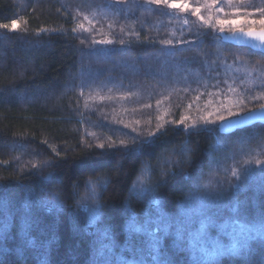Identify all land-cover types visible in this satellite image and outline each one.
Returning a JSON list of instances; mask_svg holds the SVG:
<instances>
[{
  "label": "trees",
  "instance_id": "16d2710c",
  "mask_svg": "<svg viewBox=\"0 0 264 264\" xmlns=\"http://www.w3.org/2000/svg\"><path fill=\"white\" fill-rule=\"evenodd\" d=\"M121 6L107 0H0V23L19 21L15 32L0 28V198L11 195L19 205L31 193L38 220L30 237L35 246L26 245L13 258L16 264H100L105 257L108 264H136L148 236L132 231V221L158 227L165 247L174 250L177 227L189 238L198 235L203 217L197 210L209 188L235 191L228 182L233 168L251 169L249 188L239 198L250 210L259 201L261 166L243 161H264V123L224 131L203 122L191 128L181 120L194 100L220 96L224 104L251 109L264 104V53L236 46L223 32L166 5ZM99 33L116 53L107 52L106 63L93 65L87 55L90 35ZM167 40L172 44L163 43ZM126 57L136 60V79L147 88L177 87L172 122L152 131L154 137H136L151 142L134 153L116 147L134 138L105 134V116L99 118L101 109L91 113L85 87L89 77L99 83ZM89 156L98 163L85 167L81 162ZM215 205L205 212L214 220L206 239L223 234L231 215L219 200ZM95 206H101V215L89 223ZM243 219L250 221L251 214ZM22 227L17 217L8 231L19 237ZM53 233L55 246L44 255ZM180 255L184 264H195L187 241ZM211 264H264V253L221 256Z\"/></svg>",
  "mask_w": 264,
  "mask_h": 264
},
{
  "label": "snow or ice",
  "instance_id": "6c2138e0",
  "mask_svg": "<svg viewBox=\"0 0 264 264\" xmlns=\"http://www.w3.org/2000/svg\"><path fill=\"white\" fill-rule=\"evenodd\" d=\"M123 2L124 0H116L117 4ZM243 2L244 0H242V3ZM145 4H163L170 8H179L184 11L190 10L193 15L199 16L200 20L209 27L214 29L218 28L220 32H224L225 28H227L234 34L239 33L250 38L258 39L264 44V6L256 8V11L261 14L259 20L249 19L248 15L243 14L244 9L242 7L236 8L235 18H217L216 20H212L211 17L205 19L204 16L200 15L201 10L199 7L189 9L187 3H177L176 0H145ZM212 4H215V0H212ZM211 6L212 5L209 4L204 5L205 8ZM218 11L223 12L224 9L219 8ZM185 23H187L186 20ZM257 23L261 25L259 30L252 27V25H256ZM80 27L83 28V25H80ZM0 28L15 32L19 28V21L17 19H12L10 23H0ZM75 31L76 29H73V32ZM224 38L227 39L228 37ZM92 43L104 44L112 43V41L101 40L92 41ZM120 43L123 44L124 41L121 40ZM163 43L172 44V41L167 40L163 41ZM213 115H215V119L211 118ZM255 119H264V104H260L258 109L241 107L238 111H232L231 108H226L225 114H221L220 111L217 110L215 114L209 113L207 117H203L202 121L205 125H217L218 128L222 130L225 127L247 123ZM181 123H183V121H181ZM160 127L163 126L161 125ZM191 128H196L195 121L192 123ZM205 130L214 131L215 129L206 128ZM148 136L154 137L155 133L150 132ZM150 142L149 139H133L131 142L121 140L120 145L116 147L126 153H134ZM97 147L104 149L105 145L99 144ZM108 147L112 148L113 145H108ZM106 154L107 153H101V155ZM56 155L59 156L60 153L56 152ZM188 162L191 163L190 157ZM81 163L85 167H90L97 164L98 161L89 156ZM252 163L260 165L261 167L259 181L260 198L258 203L255 201L253 202L251 210L247 202L241 200L238 195V193L247 191L249 188L246 182L251 175V169L247 167L239 169L233 168L231 170V177L228 181L229 188L235 189V191H225L223 189L217 191L215 188H209L201 197L202 204L197 211L203 219H201L200 226L196 230L197 234L200 236V240L192 246V250L195 253V264H205L206 261L208 264H211L212 261L221 256L252 257L255 252L264 253V161L260 159L243 161L244 165H251ZM232 178L235 179L233 180ZM92 191L94 193L95 189L93 188ZM54 199L56 200L55 207H62L59 198L56 197ZM217 200L222 203L224 209L231 213L222 225L224 231H227L229 228L231 229L230 235L232 242L228 244L221 243L220 240L209 242L206 239L207 232L213 225L214 220L212 215H205V212H211V207L208 206L211 205L215 207V202ZM34 202V197L31 193H29L28 197L23 199L22 203L19 205H17L11 195L0 198V218H2V220H0V255L4 256V260H0V264H16L13 258L26 252V245L31 244L35 246V242L30 239L33 230L38 226V220L33 209ZM101 211V206H95L89 223L96 220L101 215ZM249 214H251V220L246 222L243 217ZM17 217H19L23 223L21 235L19 237L8 231L9 224L13 223ZM73 223L75 225L76 221L74 220ZM132 231L143 232L148 236L146 248L145 242H141L140 244V258L136 261V264H181V259L183 257L180 255V248L185 242V231L183 228L177 227L176 229V248L174 250L165 247L163 243V233L158 227L153 228L149 221H144L143 223L132 221ZM10 241L14 242L10 243ZM55 242L56 237L53 233L47 240L45 252L43 253L44 255H47L48 247L55 246ZM209 249H211V251H209ZM108 251L110 252L111 249L109 248ZM38 264H47V260L39 261ZM57 264H60V262L58 261ZM65 264H70V262H65ZM93 264H96V261H94ZM100 264H108L107 257H105ZM122 264H127V262L123 261Z\"/></svg>",
  "mask_w": 264,
  "mask_h": 264
},
{
  "label": "rangeland",
  "instance_id": "374dc122",
  "mask_svg": "<svg viewBox=\"0 0 264 264\" xmlns=\"http://www.w3.org/2000/svg\"><path fill=\"white\" fill-rule=\"evenodd\" d=\"M107 1L111 5L116 3V0ZM176 2L187 3L189 9L199 7L201 10L200 15L204 16L205 19H208L209 17H211L212 20H216L217 18L223 19L236 17V9L231 5V3L234 2L232 0L231 2L230 0H215V4H212V0H176ZM205 4L212 6L205 8ZM234 4L235 8L240 5L244 9L243 14L248 15L249 19L259 20L261 14L256 11V8L264 6V0H259L255 5H251V0H244L243 3L242 1H235ZM117 5H122L121 8L127 10H136V8L142 7L146 4L145 0H124L123 3ZM219 8H223L224 11L219 12ZM173 9L182 15H192L203 23L199 16L193 15L190 10L184 11L179 8ZM252 27L261 28V25L257 23L256 25H252ZM216 30L220 32L218 28H216ZM225 32L231 31L225 28V31L222 34ZM90 36L92 41H101L103 40V37H106V35H103L102 33ZM92 41L89 42L91 43V46L89 47L87 55L90 57V62L93 65H95V63H106L108 59L106 56L107 52L109 55L115 56L116 49L111 46L114 44L113 42L100 44L92 43ZM112 56L109 57V63L113 66V62L116 60H113ZM147 60L148 59L146 58L143 61V66L147 64ZM150 61L151 63L153 61V64H156L154 58L150 59ZM117 63L118 69H116L117 66L113 67L114 70L103 75L100 78L99 83L96 79H92L91 77H89L85 83V87L87 88L86 98L90 103L89 110H91L92 113L101 109V115L99 114V118H104L105 116L104 119H106V121L103 122L107 123V129L109 128L108 133L105 134L109 136L111 133V135H113L120 132L125 137V140L129 137L137 139L136 137L140 138V136H147L146 134L149 133V131L152 132L158 130L161 125L163 126L168 122L171 123L172 120H170V118L174 117V106L177 104L175 102L177 87L170 86L167 89H165L164 86L153 89L147 88L144 85L146 84L145 82L143 84L139 79H136L140 75L136 60L131 59V57H126V60H118ZM212 96L216 97L214 94ZM222 103H226L225 98L220 96L216 97V99L212 97V99L207 102L201 101L198 103L194 100L192 105L187 104L184 107L181 121H183L184 124L187 123L189 127H191L194 121L196 122V125H200V123L203 122L202 118L207 117L209 113L215 114L217 110H219L221 114H225V108H231L232 111H236L243 107L242 104L239 103H233L230 105L224 104V106ZM99 118L97 121L100 120ZM211 118L215 119V115ZM98 123L100 124L99 121ZM114 125L116 127H112ZM130 134H133V136H128ZM196 197L197 196H192L191 200H195ZM189 204L190 203L188 202L187 205ZM223 232V234L217 232L213 235L208 234L207 240L209 242L220 240L221 243L224 244L231 243V231L223 230ZM199 237V235L191 236L190 234V238L185 236V241H187L192 248L196 243H192L191 241L193 240L197 242ZM209 251H211V249H209ZM181 264L184 263L181 262Z\"/></svg>",
  "mask_w": 264,
  "mask_h": 264
},
{
  "label": "water",
  "instance_id": "95a60500",
  "mask_svg": "<svg viewBox=\"0 0 264 264\" xmlns=\"http://www.w3.org/2000/svg\"><path fill=\"white\" fill-rule=\"evenodd\" d=\"M255 29L259 30L260 28H255ZM223 36L228 37L227 39H225V38L224 39L227 40L228 42L236 45V46L250 47L256 51L264 53V44H262L261 41H259L258 39L250 38V37L244 36V35L239 34V33L234 34L233 32H225L223 34ZM254 109H258V107L254 108ZM256 123H264V119H255V120L249 121L247 123L237 124L234 126H228V127L223 128V129H224V131H233V130L249 127V126L254 125Z\"/></svg>",
  "mask_w": 264,
  "mask_h": 264
}]
</instances>
